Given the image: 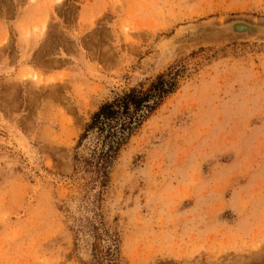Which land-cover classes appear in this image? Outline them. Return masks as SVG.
Returning a JSON list of instances; mask_svg holds the SVG:
<instances>
[{"label":"rangeland","instance_id":"rangeland-1","mask_svg":"<svg viewBox=\"0 0 264 264\" xmlns=\"http://www.w3.org/2000/svg\"><path fill=\"white\" fill-rule=\"evenodd\" d=\"M170 68L93 187L92 113ZM90 221L116 264H264V0H0V264H88Z\"/></svg>","mask_w":264,"mask_h":264},{"label":"trees","instance_id":"trees-1","mask_svg":"<svg viewBox=\"0 0 264 264\" xmlns=\"http://www.w3.org/2000/svg\"><path fill=\"white\" fill-rule=\"evenodd\" d=\"M179 72L170 68L158 74L146 89L132 87L111 101L101 103L92 113L77 146L90 138L89 151L86 155L76 153L74 160L79 169L89 174L93 187L106 185L111 166L121 148L163 100L178 88ZM95 216L99 214L95 213ZM85 227L94 240L88 264H116L118 239L108 234L101 221H90ZM99 241L103 242L102 248Z\"/></svg>","mask_w":264,"mask_h":264},{"label":"bare ground","instance_id":"bare-ground-1","mask_svg":"<svg viewBox=\"0 0 264 264\" xmlns=\"http://www.w3.org/2000/svg\"><path fill=\"white\" fill-rule=\"evenodd\" d=\"M59 1H60V0H59ZM61 2H62V0H61ZM258 252H259V251H257V253H258ZM253 253H254V252H253ZM254 254H255V253H254ZM252 257H253V256H252ZM252 260H254V259H252ZM249 261H250V260H249ZM249 261H248V262H249ZM250 262H251V261H250Z\"/></svg>","mask_w":264,"mask_h":264}]
</instances>
